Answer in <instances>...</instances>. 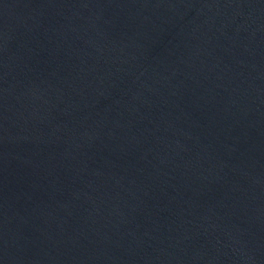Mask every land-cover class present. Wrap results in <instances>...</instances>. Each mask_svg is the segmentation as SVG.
Instances as JSON below:
<instances>
[{
	"label": "water",
	"instance_id": "95a60500",
	"mask_svg": "<svg viewBox=\"0 0 264 264\" xmlns=\"http://www.w3.org/2000/svg\"><path fill=\"white\" fill-rule=\"evenodd\" d=\"M0 264H264V0H0Z\"/></svg>",
	"mask_w": 264,
	"mask_h": 264
}]
</instances>
